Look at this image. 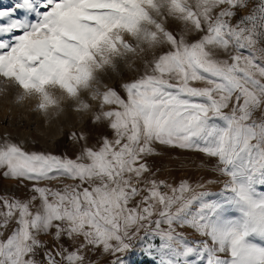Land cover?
<instances>
[{"label":"rangeland","instance_id":"374dc122","mask_svg":"<svg viewBox=\"0 0 264 264\" xmlns=\"http://www.w3.org/2000/svg\"><path fill=\"white\" fill-rule=\"evenodd\" d=\"M0 104V264H264V0H0Z\"/></svg>","mask_w":264,"mask_h":264},{"label":"bare ground","instance_id":"6f19581e","mask_svg":"<svg viewBox=\"0 0 264 264\" xmlns=\"http://www.w3.org/2000/svg\"><path fill=\"white\" fill-rule=\"evenodd\" d=\"M128 26H130V25H128ZM122 29H129V27L124 26ZM89 63H91V62L89 61ZM92 64L93 63H91V65ZM76 75L78 77H81L82 75H85V72L84 71H80ZM47 78L48 77H44L43 78V81H45L44 79H47ZM43 81L41 83H38L37 84V86H38L37 88H34L32 86H26L24 88V90H23L24 91L23 98L28 99V100H26L27 101L26 105H28V107H27L28 109H31L34 106V105L33 106L31 105L32 104L31 102L34 103L35 100L38 101V103L37 102L36 103L39 104V106H41L43 104L44 105H51V104L57 103L59 101V100L56 101V96L54 98V95L52 94V92L54 90L53 87L55 86L53 84L57 81V78L52 79L50 82H43ZM44 85H45V87L43 88L42 86H44ZM57 89L59 90V93L57 94L58 95V98H61V99L62 98H67L65 96L69 93V89L66 86H60L59 85ZM45 92H48L49 93V96L52 95L53 97H48V96L47 97H44V93ZM5 100L8 101L9 104H12L14 98L13 97L10 98L9 96H6L5 95ZM39 106L37 105V107H39ZM5 113L9 114V116L10 115L12 116L14 114V108H12L10 105L7 106L5 104H0V116L4 115Z\"/></svg>","mask_w":264,"mask_h":264}]
</instances>
